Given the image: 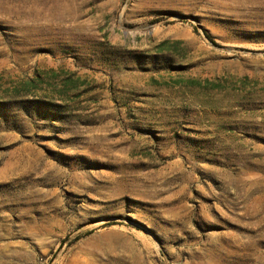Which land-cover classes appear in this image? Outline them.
<instances>
[{
    "label": "rangeland",
    "instance_id": "1",
    "mask_svg": "<svg viewBox=\"0 0 264 264\" xmlns=\"http://www.w3.org/2000/svg\"><path fill=\"white\" fill-rule=\"evenodd\" d=\"M0 264H264V0H0Z\"/></svg>",
    "mask_w": 264,
    "mask_h": 264
},
{
    "label": "trees",
    "instance_id": "2",
    "mask_svg": "<svg viewBox=\"0 0 264 264\" xmlns=\"http://www.w3.org/2000/svg\"><path fill=\"white\" fill-rule=\"evenodd\" d=\"M205 33H206V35H207L208 38H211L212 39V36L210 35V33L207 30H205Z\"/></svg>",
    "mask_w": 264,
    "mask_h": 264
}]
</instances>
